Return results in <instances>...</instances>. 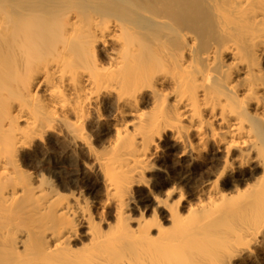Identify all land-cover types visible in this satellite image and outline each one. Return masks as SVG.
<instances>
[{"label": "bare ground", "instance_id": "bare-ground-1", "mask_svg": "<svg viewBox=\"0 0 264 264\" xmlns=\"http://www.w3.org/2000/svg\"><path fill=\"white\" fill-rule=\"evenodd\" d=\"M113 1L0 9V264L264 261V0Z\"/></svg>", "mask_w": 264, "mask_h": 264}, {"label": "rangeland", "instance_id": "rangeland-1", "mask_svg": "<svg viewBox=\"0 0 264 264\" xmlns=\"http://www.w3.org/2000/svg\"><path fill=\"white\" fill-rule=\"evenodd\" d=\"M42 1L43 0H0V9H40L39 8L41 5L40 2H42ZM117 1H120V0L113 1V3H112L113 5L110 3L109 7L111 5H112L111 7H113V6H115V4L119 5L120 3H117ZM80 2H82V1H80ZM114 2H116V3H114ZM64 3H66V0H49L48 4H51L50 9H64V7L66 6ZM68 3L71 4V1H69ZM72 3H74V2H72ZM162 3H164V2H162ZM166 3H167V1H166ZM63 4H64V7H63ZM106 6H108V5H106ZM160 6H161L160 9H165L164 7H166V6H164V4H160ZM98 8H99V6L95 7V9H98ZM106 8L109 9L108 7L102 8L101 6L99 9H106ZM158 9H159V5H158ZM167 9H169V8H167ZM177 152H178V149L174 148V151H173L174 157H175V155H177ZM59 155H60V152L56 150V152L54 154V157L55 156L56 157L52 158L51 164H53V162L57 163V161L60 159ZM74 161H72L73 165L71 164V162H64L63 163L64 167H62V169L59 170L58 172L55 169H52L53 167L51 168V166L48 165V166H46V169H44L43 172H40L39 174L42 175V177H44V179L47 182H49L53 186V188L56 189L58 192H60L62 195H66L68 197L69 196L78 197V198H81L84 202H86L88 204V206L90 207V213L94 219V222L96 223V222L100 221L99 220L100 215H98L95 212L93 207L97 203H100V202L105 200L104 199L105 198L104 197L105 196V192H104L105 190H104L103 185L101 183V178L99 175H97L96 172H93L89 169L84 168L83 165L79 166V164L77 165L76 161H75V163H74ZM84 162H85V164L87 163L86 164V166H87V165H90L91 161L86 159ZM168 169L169 170H167V172L173 171L171 161H169V163H168ZM32 172H36V171L33 170ZM72 172H75L78 176L74 177V178H70L69 175ZM56 173H58V174H56ZM151 208H152V210L155 209V204H153V203L149 204L148 209L145 207H141L139 209L140 212L134 213V217L136 216V218H137L140 215H143L144 218L146 217L147 219H150L153 216V211L151 212ZM158 217L159 216H157V218ZM158 219L160 220V217ZM110 221H112V220L108 219V222H110ZM98 223L100 224V222H98ZM103 226L104 225L102 224V228H104ZM256 264H264V261H261V260L259 261V259H258Z\"/></svg>", "mask_w": 264, "mask_h": 264}]
</instances>
